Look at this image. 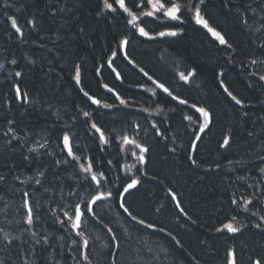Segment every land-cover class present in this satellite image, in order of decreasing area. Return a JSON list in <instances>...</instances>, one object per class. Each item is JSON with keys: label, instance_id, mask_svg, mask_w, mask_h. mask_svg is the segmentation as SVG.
I'll list each match as a JSON object with an SVG mask.
<instances>
[{"label": "trees", "instance_id": "1", "mask_svg": "<svg viewBox=\"0 0 264 264\" xmlns=\"http://www.w3.org/2000/svg\"><path fill=\"white\" fill-rule=\"evenodd\" d=\"M195 1L207 28L148 39L103 0H0V264H264V0ZM154 79L211 113L193 157L198 116Z\"/></svg>", "mask_w": 264, "mask_h": 264}, {"label": "snow or ice", "instance_id": "2", "mask_svg": "<svg viewBox=\"0 0 264 264\" xmlns=\"http://www.w3.org/2000/svg\"><path fill=\"white\" fill-rule=\"evenodd\" d=\"M105 3H106V6H107V7H109V8L112 7L111 4H108V3H107V0H105ZM119 3L121 4V7H124L123 0H119ZM157 3H158V0H157ZM154 7H155V5H154ZM159 7L163 8L164 5H163V4H159ZM179 10H180V9H179V6H178V5H173L172 8H170V9L167 10L166 14L169 15V16H171L173 19H178L176 13L179 12ZM125 11H128V9L125 8ZM130 14H131V13H130ZM148 15H151V13H148ZM197 18H198V22H200V23H204L205 26H207V24H206L205 21L199 19V11H198V10H197ZM135 20H136V17L133 15V20H132V22L134 23ZM12 25H13V27H16V30H17L18 32L20 31V29H19V28L17 27V25H16V20H15V19L12 20ZM209 30H210V31H213L212 29H209ZM140 32H141L143 35H147V33L144 31L143 28L140 29ZM171 34H172V35H175V33H171ZM161 35H164V33H161ZM213 35L217 36V37L219 38V40H220L221 43H226V41L224 40V38H223L222 36H220L219 33L213 31ZM18 75H19V74H18ZM181 75L183 76V74H181ZM185 79H186V77H185ZM261 79H264V77H261ZM77 80H79V77H77ZM160 87H161V88H164V86H163L162 84L160 85ZM225 90L227 91V89H225ZM164 91H165V92H168V89H167V88H164ZM85 95H87V93H85ZM169 95H171V93H169ZM229 95L231 96L232 94L229 93ZM232 99H233V100H236V97L233 96ZM121 102L123 103V101H121ZM236 102H237V103H241V101H239V100H237ZM95 103H99V101L97 100V101H95ZM182 103H187V102H186V101H182ZM105 107H108V105H105ZM198 111H200V112L202 113V115L204 116V118H205V124H204L203 127H207V124H208V122H209L210 114H209L206 110H204V109H199ZM85 115H87V113H85ZM93 127H95V125H93ZM98 131H99V130H98ZM67 140H68V138L65 137V141H66V142H67ZM69 153L71 154V148H69ZM77 159H78V157H77ZM81 167H83V165H81ZM84 170H85V171H90V167H89V168H86V169H84ZM92 179L95 180V179H96V176L93 175V176H92ZM135 183H136V181H133V184H132V185H129L128 187H129V188H130V187H133V186L135 185ZM125 190L127 191V189H125ZM109 195H110V193H109ZM100 198H101L100 196L95 197V198L93 199L92 203H95L96 200H99ZM89 211H91V209H89ZM125 211H127V209H125ZM77 212H78V215L76 216V223L73 225L74 227H79L80 215H82V213H79V209H77ZM70 219H71V218H70ZM29 223H31V216L29 217ZM141 223H143V221H141ZM225 227H226L229 231H232V232H235V231L238 230V229L234 228L231 224H227V225H225ZM80 234L82 235V233H80ZM86 244H87V241L85 240V245H86ZM257 264H259V262H257Z\"/></svg>", "mask_w": 264, "mask_h": 264}, {"label": "water", "instance_id": "3", "mask_svg": "<svg viewBox=\"0 0 264 264\" xmlns=\"http://www.w3.org/2000/svg\"><path fill=\"white\" fill-rule=\"evenodd\" d=\"M203 130H205V128H204V127H202V128H201V131H203Z\"/></svg>", "mask_w": 264, "mask_h": 264}]
</instances>
